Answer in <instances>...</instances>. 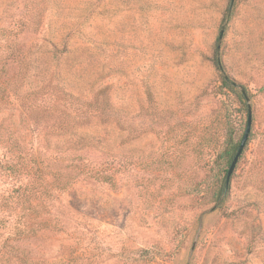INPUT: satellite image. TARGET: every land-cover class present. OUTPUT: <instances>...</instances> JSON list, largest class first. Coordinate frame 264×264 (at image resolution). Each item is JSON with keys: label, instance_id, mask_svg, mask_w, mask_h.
<instances>
[{"label": "rangeland", "instance_id": "1", "mask_svg": "<svg viewBox=\"0 0 264 264\" xmlns=\"http://www.w3.org/2000/svg\"><path fill=\"white\" fill-rule=\"evenodd\" d=\"M229 2L0 0V123L53 194L32 199L20 264H264V0ZM222 74L252 123L216 207L208 142L246 121ZM6 145L4 195L37 183L1 166Z\"/></svg>", "mask_w": 264, "mask_h": 264}, {"label": "trees", "instance_id": "2", "mask_svg": "<svg viewBox=\"0 0 264 264\" xmlns=\"http://www.w3.org/2000/svg\"><path fill=\"white\" fill-rule=\"evenodd\" d=\"M218 48L219 41L215 49L216 57L214 63L219 72L223 73L221 60L218 56ZM220 87L235 94L237 92L247 119V103L250 97L249 91L243 85L231 81L225 74L221 75ZM223 119L225 118L223 117L221 120ZM14 127H17L14 123H11V126H5L3 120L0 123V138L7 144L5 148L6 153H8V159L3 163L1 162V166H3L12 177L18 178L20 175L29 177V175H31L33 179L37 178V183L20 184L16 188H12L9 193L6 192V195L0 194V230L7 233L8 236L0 241V264L24 263L23 259L19 257V254L21 255L23 251L20 249L18 242L27 240L33 235L36 236V232L32 229L31 225H27L26 222L27 220L33 219L38 212V209L35 207L36 204L32 203V199H49L53 196L52 191L47 187L41 173L32 170L28 165L30 162L29 160H36V151L32 149V147L27 148L26 146H22L18 137L15 135L16 130ZM240 139L235 141L234 133L229 132L227 133V137L220 142L217 131H214L208 142V145L214 148L221 143L224 144L218 156L222 165L225 167L222 168L221 177L217 178L212 194L214 206L216 207H219L227 196L229 183L226 184L225 181L226 173L237 150ZM101 178L104 181H110V177L107 178V176H103Z\"/></svg>", "mask_w": 264, "mask_h": 264}, {"label": "water", "instance_id": "3", "mask_svg": "<svg viewBox=\"0 0 264 264\" xmlns=\"http://www.w3.org/2000/svg\"><path fill=\"white\" fill-rule=\"evenodd\" d=\"M233 1L234 0H230L229 2V5H228V11L227 13L229 14L230 11H231V8H232V5H233ZM222 35H223V29L220 30L219 32V35H218V41H220L222 39ZM251 123H252V114H251V107H250V104L247 103V119H246V124H245V128H244V131H243V134L241 136V139H240V142H239V145L237 147V150L230 162V165L228 167V170H227V173H226V184L229 183V180H230V177L236 167V164L238 162V159L239 157L241 156L245 146H246V143L248 141V138H249V134H250V131H251Z\"/></svg>", "mask_w": 264, "mask_h": 264}]
</instances>
